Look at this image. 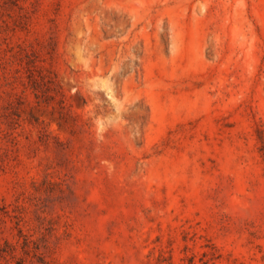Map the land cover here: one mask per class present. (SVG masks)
I'll return each instance as SVG.
<instances>
[{
    "label": "rangeland",
    "instance_id": "rangeland-1",
    "mask_svg": "<svg viewBox=\"0 0 264 264\" xmlns=\"http://www.w3.org/2000/svg\"><path fill=\"white\" fill-rule=\"evenodd\" d=\"M0 264H264V0H0Z\"/></svg>",
    "mask_w": 264,
    "mask_h": 264
}]
</instances>
